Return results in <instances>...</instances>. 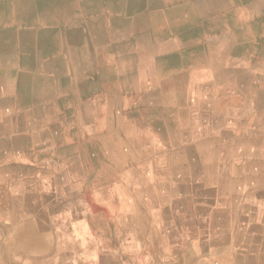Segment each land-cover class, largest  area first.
<instances>
[{
  "label": "bare ground",
  "instance_id": "bare-ground-1",
  "mask_svg": "<svg viewBox=\"0 0 264 264\" xmlns=\"http://www.w3.org/2000/svg\"><path fill=\"white\" fill-rule=\"evenodd\" d=\"M236 3L259 7H218ZM253 12L259 14L256 21L250 20ZM100 13L106 16L100 19ZM52 54H70L68 132L76 133L88 122L81 116L90 115L93 147L144 146L148 152L182 143L185 150L202 148L203 178L224 181V188L235 193L264 195V0H0V86L9 75L25 82L20 68H43L39 60ZM12 57L17 65L7 61ZM253 58L257 68L247 73L242 65ZM61 65L55 61L53 66ZM87 72L91 77L84 83L87 90L79 93L73 83ZM102 87L138 89L136 98L144 106L134 109L133 96L115 104L103 94L88 96L91 88ZM142 114L146 115L143 139L137 135L143 130L137 129L144 127L133 124ZM49 123L60 132L58 122ZM6 125L8 132L15 129L9 122ZM206 134L218 145L210 148ZM219 142L229 146L223 148ZM147 169L146 161V179L154 178ZM228 216L224 228L235 229L234 248L244 261L241 264H264V227L256 224L258 233L252 234L251 224ZM37 240L39 245L46 242L40 235ZM81 241L75 243L83 245ZM69 247L67 259L84 260L73 239Z\"/></svg>",
  "mask_w": 264,
  "mask_h": 264
},
{
  "label": "crops",
  "instance_id": "crops-1",
  "mask_svg": "<svg viewBox=\"0 0 264 264\" xmlns=\"http://www.w3.org/2000/svg\"><path fill=\"white\" fill-rule=\"evenodd\" d=\"M222 6L259 7L218 5ZM104 16L99 14L100 19ZM258 19L259 14L253 12L250 20ZM253 59L242 65L245 72L257 68ZM68 60L70 54L46 56L39 60L43 68H20L27 76L25 82L9 75L0 86V264H198L206 258L243 263L234 248L235 229L224 228V217L241 218L240 222L251 224L250 233H258L256 224L264 227V195L235 193L224 188V181L203 178L202 148L185 150L182 143L148 152L144 146L126 150L101 144L93 147L90 115L81 116L88 122L76 133L68 132ZM7 61L18 64L14 57ZM55 61L63 66L54 67ZM83 77L73 83L79 93L86 92L84 83L91 78L88 72ZM244 84L246 89L247 80ZM137 91L91 88L88 96L105 95L114 104L133 96L130 104L141 110L144 105L137 100ZM6 110L15 112L7 115ZM51 121L58 122L59 133ZM6 122L15 129L8 132ZM133 124L144 127L137 129L143 130L137 135L145 138L146 115L137 116ZM205 137L210 148L218 145L213 136ZM219 143L223 148L229 146ZM146 161L147 173L154 178L146 179ZM39 235L46 238L40 245ZM76 237L83 245L75 243ZM72 239L84 260L65 256L70 254ZM108 256L111 260H103Z\"/></svg>",
  "mask_w": 264,
  "mask_h": 264
},
{
  "label": "built area",
  "instance_id": "built-area-1",
  "mask_svg": "<svg viewBox=\"0 0 264 264\" xmlns=\"http://www.w3.org/2000/svg\"><path fill=\"white\" fill-rule=\"evenodd\" d=\"M199 264H226L222 260H219L218 258H206L203 259V261Z\"/></svg>",
  "mask_w": 264,
  "mask_h": 264
},
{
  "label": "rangeland",
  "instance_id": "rangeland-1",
  "mask_svg": "<svg viewBox=\"0 0 264 264\" xmlns=\"http://www.w3.org/2000/svg\"><path fill=\"white\" fill-rule=\"evenodd\" d=\"M23 17H24V16H22V18H23ZM24 19H25V18H24ZM170 19H174V18H173V17H170ZM147 31H148V30L146 29L145 32H147Z\"/></svg>",
  "mask_w": 264,
  "mask_h": 264
}]
</instances>
